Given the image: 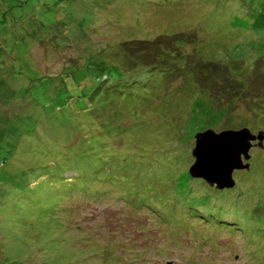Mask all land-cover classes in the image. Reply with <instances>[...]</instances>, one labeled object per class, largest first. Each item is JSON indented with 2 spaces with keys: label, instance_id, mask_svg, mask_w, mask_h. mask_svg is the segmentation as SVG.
Returning <instances> with one entry per match:
<instances>
[{
  "label": "rangeland",
  "instance_id": "rangeland-1",
  "mask_svg": "<svg viewBox=\"0 0 264 264\" xmlns=\"http://www.w3.org/2000/svg\"><path fill=\"white\" fill-rule=\"evenodd\" d=\"M263 26L264 0H0V143L18 142L0 165V264H264V140L250 150L248 171L233 173L231 190L188 174L196 134L264 133L255 106ZM192 30L235 81L218 71L198 88L176 74L156 89L139 64L133 72L111 65L98 83L82 71L83 90L95 94L86 114L68 81L69 90L48 87L71 64L122 59V41ZM81 118L92 130L75 124ZM122 162L138 170L104 175L105 164L114 172ZM230 193V206L262 232L233 234L228 224L240 215L208 207L214 194Z\"/></svg>",
  "mask_w": 264,
  "mask_h": 264
},
{
  "label": "trees",
  "instance_id": "trees-1",
  "mask_svg": "<svg viewBox=\"0 0 264 264\" xmlns=\"http://www.w3.org/2000/svg\"><path fill=\"white\" fill-rule=\"evenodd\" d=\"M7 11L8 10L5 8L4 11L2 12V15L3 14L5 15ZM187 44L194 46L191 54L184 53L183 47ZM117 46L122 53V59L121 57H115L114 60L106 59L105 60L106 62H102V63L91 60L90 62H87V63L83 62V64L81 65H79L78 63H75V64H71V66H68L67 64L70 72L69 73L67 72V75H64L63 74L64 71L63 72L60 71L61 73L59 72L56 75V77L52 76L54 77V79L49 81L50 86L48 87L56 89L59 92L64 89H68V87L66 86V82L68 81L69 89L74 94H76V91L80 89L81 90L80 95L75 96L74 94H71V92L69 91L70 95L68 94V97L71 98V101L73 104L74 102L77 103L76 99L80 100V103L83 102V104H85L84 107L75 108L74 106V108L78 110L80 113L84 112L86 114L87 107H88L87 103H89L88 99H90V96H92L91 97L92 99L95 96V94L93 93L87 94L83 90V87L86 84V80L84 79V77L78 74L79 72H82V71H88V73L92 72V75H94L93 77H91L93 78L92 80L98 83L102 81L104 69L116 70V68L115 67L113 68V66L111 65H115L119 67L121 66L123 69H126L125 71L130 70L129 72H133L135 65L139 64L153 71L151 75H153L154 82H156V87H155L156 89H158L159 86H163L167 84L168 81H170L173 77L176 76V74L179 77H181L182 80L183 79L189 80L194 86H197L198 88H201V87L203 88L206 85H209V86L213 85L214 82L212 80H214L215 74L218 71L220 72L223 71L224 74H226L227 79L229 77V82L235 81V77L229 76V71L224 66L218 65L217 63L213 61L212 58L205 56L203 54V52L201 51L202 45L199 44L198 39L195 33L193 32V30L189 34H185L183 32H179L178 34L174 33L171 35L164 34L162 35V40H158V39H155V40L154 39L152 40L151 39L126 40V41H122L118 43ZM115 53L117 52L114 51L110 54L114 55ZM46 71L50 72L51 69H48ZM205 91L206 90L203 89L202 93H205ZM256 93L261 94V96L259 97L258 95L257 99H260V100L257 101L255 106H257L259 110H262L264 109V98H263L264 92L263 93L256 92ZM108 97H109V100L114 99L113 95H110ZM216 98L217 97L215 95L212 96L213 100H216ZM122 101L126 104L125 106L128 107V109H131L134 111L135 108H137L135 107V104H134L135 101H131L127 98L123 99ZM138 104L143 105L140 101ZM81 119L82 120H78L77 122H75V124H78L79 127H84L85 123H87V125L92 130L94 126L93 121L90 120L86 122L85 119L83 118ZM95 124L97 123L95 122ZM32 138L33 137L31 136L30 137L31 141H33ZM28 143L30 144V141ZM17 145H18V142L15 144H8V145L0 143V157H1L0 165L1 166L4 165L6 156H8L9 154L11 155L14 154L13 151L16 150ZM135 151L140 152L141 154H144L146 152V151L143 152L142 149H138V148H135L134 152ZM129 154H132V153H129ZM79 168L84 169V165L83 167H77L76 169H79ZM102 169H104V175L108 179H113V177L111 176L112 173L115 174L116 172H119V173H123L124 175L134 174V172L138 170V166L136 165L127 166V165H124V163L122 162V165H118L114 167V169H116L114 172L108 171V164H105V166H103ZM125 171H129V173H126ZM95 173H97V171H95ZM201 187H203L202 183H201ZM107 188L109 192L112 193L113 190H117L119 188V185L116 184V185H113L112 187L110 186ZM125 189L126 188L124 187V190ZM79 193L83 195L86 193V191H79ZM214 196L215 197L211 198V202L208 204L209 208H213V207L217 209L225 208L227 209L226 213L227 212L229 213V214L227 213L228 216L229 215H232L233 217H235V215L241 216V218L240 216L238 217L239 219L235 217V219H237L238 222L232 221L231 224H228L229 226H233L231 228L233 230V234H236L238 232L245 233L248 229L249 230L251 229L250 226L257 230L260 229L259 231L262 232L263 229L261 228L260 221L252 225L247 219H242L243 211L238 205L230 206L228 201L230 200V197H233L231 193L230 195L229 194L221 195L218 197H216V195L214 194ZM262 233H261V236L258 237V239L264 240V234ZM256 238L257 237H254L253 241Z\"/></svg>",
  "mask_w": 264,
  "mask_h": 264
},
{
  "label": "water",
  "instance_id": "water-1",
  "mask_svg": "<svg viewBox=\"0 0 264 264\" xmlns=\"http://www.w3.org/2000/svg\"><path fill=\"white\" fill-rule=\"evenodd\" d=\"M263 140L262 131L252 134L247 128L198 133L191 149L193 163L188 169L189 177L217 191L231 190L235 186L233 173L248 171L249 152L253 147L262 148Z\"/></svg>",
  "mask_w": 264,
  "mask_h": 264
}]
</instances>
